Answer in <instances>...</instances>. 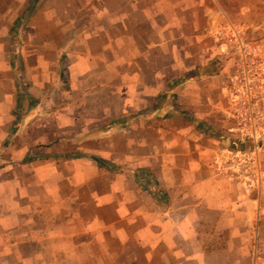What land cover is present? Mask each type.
<instances>
[{
  "label": "crops",
  "instance_id": "0c3cea01",
  "mask_svg": "<svg viewBox=\"0 0 264 264\" xmlns=\"http://www.w3.org/2000/svg\"><path fill=\"white\" fill-rule=\"evenodd\" d=\"M229 24L264 0H0V264H264Z\"/></svg>",
  "mask_w": 264,
  "mask_h": 264
},
{
  "label": "built area",
  "instance_id": "2783aa9c",
  "mask_svg": "<svg viewBox=\"0 0 264 264\" xmlns=\"http://www.w3.org/2000/svg\"><path fill=\"white\" fill-rule=\"evenodd\" d=\"M215 40L233 60L227 86V105L233 133L245 150H228L219 160V171L232 184L250 193L264 186V42L244 24L221 26Z\"/></svg>",
  "mask_w": 264,
  "mask_h": 264
},
{
  "label": "rangeland",
  "instance_id": "374dc122",
  "mask_svg": "<svg viewBox=\"0 0 264 264\" xmlns=\"http://www.w3.org/2000/svg\"><path fill=\"white\" fill-rule=\"evenodd\" d=\"M232 11H233V17H235V19H236V16H237V12H239V9H238V7L236 6H233L232 7V9H231ZM237 18H239V17H237ZM253 33H254V36L256 37V38H258V39H260L261 38V36L259 35V33H260V31L259 30H253Z\"/></svg>",
  "mask_w": 264,
  "mask_h": 264
}]
</instances>
